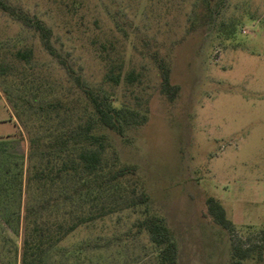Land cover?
I'll return each mask as SVG.
<instances>
[{"label":"rangeland","instance_id":"obj_1","mask_svg":"<svg viewBox=\"0 0 264 264\" xmlns=\"http://www.w3.org/2000/svg\"><path fill=\"white\" fill-rule=\"evenodd\" d=\"M5 1L44 21L55 47L91 86L105 72L95 50L112 44L126 50L124 71L146 75L149 121L126 139L104 133L121 162L137 167L153 211L174 234L178 263L231 264L230 236L208 216L206 200L223 205L243 241L264 228V0H213L210 7L206 0ZM8 41L32 47L46 74L73 84L36 35L0 12V46ZM155 52L168 59L171 83L180 88L174 102L158 90L149 58ZM4 88L0 78V139L12 137L21 152L27 134ZM127 214L66 240L70 254L82 251L69 254V264L75 257L81 264H156L148 238L131 229L136 218ZM14 245L20 250L21 237L0 219V261L13 264ZM241 264H264V252Z\"/></svg>","mask_w":264,"mask_h":264},{"label":"trees","instance_id":"obj_2","mask_svg":"<svg viewBox=\"0 0 264 264\" xmlns=\"http://www.w3.org/2000/svg\"><path fill=\"white\" fill-rule=\"evenodd\" d=\"M206 1L210 7L213 0ZM0 12L36 35L46 55L73 83L61 85L46 74L32 47L18 48L10 41L0 46L3 93L27 134V147L21 152L15 150L12 137L0 139V219L15 238L21 237L20 250L14 245L12 251L13 264H69L71 256L82 251L70 254L62 247L66 240L83 227L125 213L135 216L131 229L148 238L156 264H179L174 234L153 211L137 167L121 162L104 133L126 139L130 131L148 123L152 94L146 75L134 69L125 72L126 50L103 45L95 54L105 72L101 83L91 86L82 70L76 72L55 47L44 21L5 0H0ZM149 58L158 71L160 94L174 102L180 88L171 83L168 59L157 52ZM206 207L212 221L230 236L231 264L254 254L262 257L264 228L243 241L219 201L208 197ZM76 257L73 264H81ZM0 264L12 262L8 258Z\"/></svg>","mask_w":264,"mask_h":264}]
</instances>
